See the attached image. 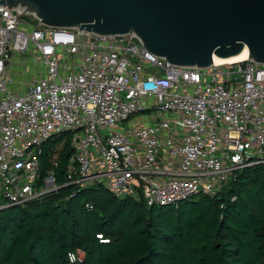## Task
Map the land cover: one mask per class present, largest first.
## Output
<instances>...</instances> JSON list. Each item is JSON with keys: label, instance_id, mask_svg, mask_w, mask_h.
Here are the masks:
<instances>
[{"label": "built area", "instance_id": "built-area-1", "mask_svg": "<svg viewBox=\"0 0 264 264\" xmlns=\"http://www.w3.org/2000/svg\"><path fill=\"white\" fill-rule=\"evenodd\" d=\"M39 23L0 6V210L69 185L174 205L264 165V65L175 66L134 34ZM64 133L73 149L65 184L53 170L39 184L43 145ZM67 260L81 264L84 253Z\"/></svg>", "mask_w": 264, "mask_h": 264}, {"label": "trees", "instance_id": "trees-1", "mask_svg": "<svg viewBox=\"0 0 264 264\" xmlns=\"http://www.w3.org/2000/svg\"><path fill=\"white\" fill-rule=\"evenodd\" d=\"M72 154L69 133L50 138L38 183L53 170L63 186ZM76 249L81 264H264V165L236 171L216 195L174 205L147 207L100 185H69L0 210V264H68Z\"/></svg>", "mask_w": 264, "mask_h": 264}, {"label": "water", "instance_id": "water-1", "mask_svg": "<svg viewBox=\"0 0 264 264\" xmlns=\"http://www.w3.org/2000/svg\"><path fill=\"white\" fill-rule=\"evenodd\" d=\"M0 6L52 28L134 34L151 55L175 66L207 68L213 57L245 48L248 61L264 65V0H0Z\"/></svg>", "mask_w": 264, "mask_h": 264}, {"label": "bare ground", "instance_id": "bare-ground-1", "mask_svg": "<svg viewBox=\"0 0 264 264\" xmlns=\"http://www.w3.org/2000/svg\"><path fill=\"white\" fill-rule=\"evenodd\" d=\"M246 59H248V53H247V49L245 48L242 53L236 56L230 57V58L220 59V58L213 57V62L218 63V64H231V63L240 62Z\"/></svg>", "mask_w": 264, "mask_h": 264}, {"label": "rangeland", "instance_id": "rangeland-1", "mask_svg": "<svg viewBox=\"0 0 264 264\" xmlns=\"http://www.w3.org/2000/svg\"><path fill=\"white\" fill-rule=\"evenodd\" d=\"M21 21H30V19L27 18V17H22V18H21ZM124 127L127 128L126 123H124ZM46 186H47V189L50 188V186H49L48 184H46Z\"/></svg>", "mask_w": 264, "mask_h": 264}]
</instances>
